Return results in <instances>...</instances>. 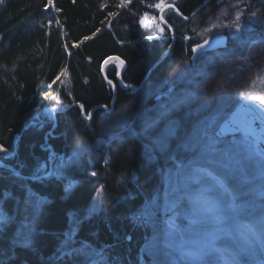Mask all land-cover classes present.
Instances as JSON below:
<instances>
[{"label": "trees", "instance_id": "trees-1", "mask_svg": "<svg viewBox=\"0 0 264 264\" xmlns=\"http://www.w3.org/2000/svg\"><path fill=\"white\" fill-rule=\"evenodd\" d=\"M160 2L52 0L45 7L48 0H0V144L8 150L0 159L23 175H41L46 170L40 165L51 160L57 170L31 180L0 167V264H206L212 257L201 248L213 225L192 232L177 220L182 231L169 241L168 188L179 140L213 120V132H222L242 157L250 149L256 161L247 182L239 170L229 177L238 208L228 213L215 246L238 264H264V232L242 235L264 214V178L257 174L264 136L245 141L234 123L264 113V100L250 99L264 96V0H163L185 16L195 12L189 20L175 10L163 13L176 37L165 56L172 36L169 28L160 36V9L152 7ZM219 33L227 34V46L193 62L190 47ZM111 55L126 61L122 79L128 85H139L150 72L141 88H123L118 64L108 63L114 101L101 71ZM65 69L70 83L62 98L72 101L55 108ZM176 95L186 104L164 112ZM74 102L87 114L96 107L91 120L80 106H68ZM154 117L160 127L177 121L180 137L154 142L155 130L144 131ZM183 162L185 168L208 167L199 154ZM214 167L203 186L215 182ZM28 193H34L31 203Z\"/></svg>", "mask_w": 264, "mask_h": 264}, {"label": "snow or ice", "instance_id": "snow-or-ice-1", "mask_svg": "<svg viewBox=\"0 0 264 264\" xmlns=\"http://www.w3.org/2000/svg\"><path fill=\"white\" fill-rule=\"evenodd\" d=\"M125 0H122V5ZM130 2V0H128ZM52 5V0H48V4L45 7ZM152 7L161 9L163 11V0L160 3L153 4ZM171 10L179 11L175 4L167 5ZM60 11V9H56ZM109 16L114 15V13H108ZM255 15V13H253ZM185 20L188 17H184ZM239 15L234 21V27L239 30L241 28ZM215 27V25H214ZM97 32L100 29L96 30ZM163 32V28L160 29ZM95 33H93V36ZM90 37L85 36L83 40H88ZM149 40L154 39V37L149 36ZM208 44V40L205 39L203 45L197 43L195 49L202 50L205 45ZM78 46V45H77ZM62 74V73H61ZM59 79V76H57ZM241 95H244L243 93ZM250 99H260L264 100V96L261 97H250ZM226 102V101H225ZM186 104V98L180 95L170 97V102H165L163 105L164 112L170 111L171 109L184 106ZM107 107V106H105ZM81 109H84V105H80ZM87 119L91 120V113L87 114ZM259 121L261 128L259 132L254 127L256 122ZM236 130L242 131L245 134V141L250 138H256L259 136H264V113L261 114H249V118L246 121L235 122ZM160 118L154 117L149 120L144 125V131L155 130L154 142L158 145H167L169 142L177 140L180 137V124L175 120H168L163 127H160ZM214 125V120L208 122L206 125L194 132H189L182 139L179 140L178 149L179 153L175 157V164L173 168L175 169V178L170 179L168 188V198L169 204L168 208L172 214L169 220V227L166 233L168 240L170 241L173 236L182 231L176 223L177 220L184 224V227L188 231L195 232L199 227L206 223H211L213 225L214 231L206 233L209 239L201 248L202 255H210V258L206 264H220L221 260L225 264H238L235 257L228 258L225 249L217 248L215 246L217 233L224 232L226 229L223 227L226 219L228 218V213H234L238 206L235 203V188L230 187L229 177L236 171L239 170L241 176L247 182L250 177L249 173L255 171L256 161L253 152L249 149L243 154L236 151L234 145L226 142L222 139L223 133H215L212 131ZM161 151H167V147H161ZM7 149L0 144V153H7ZM83 150H77L73 159H78ZM182 154V156H181ZM191 154L193 156L199 154L202 161H205L208 167L215 166L213 172L217 175L214 176V183L203 186L205 181L202 179L203 176L208 175V167H195V168H185L184 159ZM259 161V171L258 175L264 178V151L260 153ZM247 161V163H244ZM0 167H4L0 164ZM95 175V173H92ZM19 176V173H15ZM51 175H55L52 173ZM70 185L65 188V191L70 190ZM261 195H264V186H261ZM34 193H28V203H31V196ZM231 201L225 204L228 198ZM155 204V202H154ZM156 213H153L149 218L155 220ZM139 216H134V219H140ZM0 219H3V215L0 214ZM245 233L242 235L247 238L248 235H255L257 229L264 232V214H262L258 224L255 225H245ZM31 243L30 237H26L25 241ZM185 242H181V248H183ZM168 246H172L170 243Z\"/></svg>", "mask_w": 264, "mask_h": 264}, {"label": "water", "instance_id": "water-1", "mask_svg": "<svg viewBox=\"0 0 264 264\" xmlns=\"http://www.w3.org/2000/svg\"><path fill=\"white\" fill-rule=\"evenodd\" d=\"M207 1H209V0H206L205 3H207ZM167 5H170V4H166V5H164V7H163V11L169 9V8L167 7ZM176 8H177V6H176ZM163 11L161 10V12H160V19H161V21H162V23H163V26H164V27L167 26V27L170 29L171 34H172V36H173V38H172V43H171L169 49H168L167 52H166V54H167V53L169 52V50L171 49V47L173 46V44H174V42H175V40H176V37H175V32H174L173 27H172V26H171V25H170V24L164 19L163 15H162V14H163ZM177 13H178L182 18H184V17H188V19H189V18H190L195 12H193V14H191L190 16H185V15L182 14L180 11H178ZM146 21H147V17H144V18L142 19V24L144 25V24L146 23ZM206 39L208 40V44L205 45V46L203 47L202 50H200V49H196V50H194V49H195V45H196L197 43L194 44V45H192V46L190 47V49H191V51H192V61H195V60L197 59L198 55L201 54V53H203V52H207V51H210V50H213V49H217V48H223V47H226L227 44H228V36H227V34H224V33L217 34V35L211 36V37L206 38ZM204 40H205V39H204ZM204 40H202V41H200V42H198V43L203 45ZM166 54H165V55H166ZM165 55H164V56H165ZM164 56H163V57H164ZM163 57H162L159 61H161V60L163 59ZM112 60H117V61H119V63H120V70H119V73H118V79H119V83H120V85H121L123 88L131 87V88H134V89H139V88L143 85V83L147 80V78H148L150 72H149V73L147 74V76L142 80V82H141L140 85H128V84H125L124 81H123V79H122V75H123L124 69H125L126 66H127L126 61H125L123 58H121L120 56H118V55H111V56H109L108 58H106V59L104 60V62H103V64H102L101 71H102V74H103L104 78L107 80V82L111 83L112 86H113V89H114V100L116 99L117 86H116V84H115L113 81H111L110 79L107 78L106 71H105L106 65H107L109 62H111ZM114 100H113V101H114ZM76 105H79V104L76 103ZM108 110H109V112L112 111V107L108 108ZM82 112H83V117H84L85 119H87V115H86L85 109H82ZM92 112H93V110H92L90 113L92 114ZM55 113H56V112H54V115H55ZM0 164H3V165H4V168H5L6 170H12L14 173H19V175H23V174H21V172H20L16 167H14V166H12V165H10V164H8V163H4L1 159H0ZM23 176H24L25 178H28V179H31V180H35V179L38 178V176H31V175H23Z\"/></svg>", "mask_w": 264, "mask_h": 264}, {"label": "rangeland", "instance_id": "rangeland-1", "mask_svg": "<svg viewBox=\"0 0 264 264\" xmlns=\"http://www.w3.org/2000/svg\"><path fill=\"white\" fill-rule=\"evenodd\" d=\"M163 5H166V4H164L163 3ZM168 10V9H167ZM165 11L166 10H164L163 11V13H165ZM160 12H161V9H160ZM160 12H159V19H160ZM163 15V14H162ZM156 18L155 17H153L152 19H151V21L153 22L154 20H155ZM161 20V19H160ZM187 20H189V19H187ZM146 22H148V18H147V21ZM161 25H163V23H162V21H161ZM164 27V26H163ZM164 28H166V29H168V27L167 26H165ZM159 31H160V28H159ZM165 33H167V32H165ZM217 35V34H216ZM164 36V35H163ZM170 36H172V35H170ZM166 54V53H165ZM164 54V55H165ZM168 54V53H167ZM166 54V55H167ZM197 61V60H196ZM195 61V62H196ZM116 62V61H115ZM117 64H118V62H116ZM105 71H106V68H105ZM70 76H69V72L65 69V72H64V74H62V76H61V78H60V86H59V94L57 95V97L55 98V101L57 102V104H56V107L55 108H60V106H62V105H64V107L67 105L66 104V102H68V103H70L72 100H67V99H65V100H63V98L62 97H64V95H63V91L65 90V88H68L69 87V83H70ZM147 81V80H146ZM145 81V82H146ZM142 82V81H141ZM144 82V83H145ZM126 84V83H125ZM141 88V87H140ZM134 89V88H133ZM135 90H137V89H135ZM55 102V103H56ZM59 104V105H58ZM63 108V107H62ZM96 108V107H95ZM242 112H244V111H242ZM93 113V112H92ZM244 114V113H243ZM86 115H87V113H86ZM247 116V115H246ZM239 118H242V117H239ZM238 117H237V119H239ZM245 118V117H244ZM249 117H246L244 120L246 121L247 119H248ZM240 120V119H239ZM236 121V120H235ZM241 121V120H240ZM254 127L257 129V127H256V125H254ZM258 132H259V130H257ZM242 132V131H241ZM243 134H244V132H243ZM260 136L258 135L257 136V138H259ZM107 160H105V162H106ZM60 165H62L63 164V158L60 160ZM45 165V166H44ZM44 170H46L44 173L41 171V175L39 174V175H36V176H38V178L39 177H46V176H54V175H51L52 173H54L55 172V175H57V170L55 171V166H56V164H54V162H53V160H51L50 162H49V164L47 165V164H43V165H40ZM49 169V170H48ZM48 170V171H47ZM37 178V179H38ZM37 179H35V180H37ZM4 217H5V215H4Z\"/></svg>", "mask_w": 264, "mask_h": 264}, {"label": "bare ground", "instance_id": "bare-ground-1", "mask_svg": "<svg viewBox=\"0 0 264 264\" xmlns=\"http://www.w3.org/2000/svg\"><path fill=\"white\" fill-rule=\"evenodd\" d=\"M219 34H221V33H219ZM211 37V36H210ZM172 38H173V36H172ZM207 38H209V37H207ZM206 39V38H205ZM204 40V39H203ZM170 47V46H169ZM169 49V48H168ZM191 50V49H190ZM192 52V51H191ZM194 62V61H193ZM110 63V62H109ZM103 64V63H102ZM141 84V83H140ZM139 84V85H140ZM113 100H114V96H113ZM76 103H78L79 105H77V106H80L81 104L79 103V102H74V103H72V104H69L68 106H72V105H76ZM110 107H112V109H113V105H111ZM110 107H107V110H108V108H110ZM96 108H94L93 110H95ZM109 111V110H108ZM54 112H56V111H54ZM54 112H53V116H54V118H55V115H54ZM82 116H83V112H82ZM84 118V117H83ZM85 119V118H84ZM85 120H88V119H85Z\"/></svg>", "mask_w": 264, "mask_h": 264}, {"label": "flooded vegetation", "instance_id": "flooded-vegetation-1", "mask_svg": "<svg viewBox=\"0 0 264 264\" xmlns=\"http://www.w3.org/2000/svg\"><path fill=\"white\" fill-rule=\"evenodd\" d=\"M161 28H163V32L165 33V32H166V28H164L162 25H161L160 29H161ZM196 60H197V59H196ZM196 60H195V61H196ZM195 61H194V62H195Z\"/></svg>", "mask_w": 264, "mask_h": 264}]
</instances>
